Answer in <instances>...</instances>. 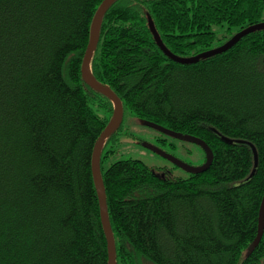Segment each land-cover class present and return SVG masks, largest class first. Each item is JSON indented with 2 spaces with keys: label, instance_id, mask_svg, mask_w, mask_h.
<instances>
[{
  "label": "trees",
  "instance_id": "trees-1",
  "mask_svg": "<svg viewBox=\"0 0 264 264\" xmlns=\"http://www.w3.org/2000/svg\"><path fill=\"white\" fill-rule=\"evenodd\" d=\"M102 1L0 0V264H109L92 161L114 104L82 76ZM263 14L264 0H115L106 10L94 76L124 115L201 137L214 152L208 169L186 177L133 157L104 168L123 123L107 137L100 164L116 264H264V231L253 246L264 196V29L180 63L149 26L151 16L164 43L191 56Z\"/></svg>",
  "mask_w": 264,
  "mask_h": 264
},
{
  "label": "water",
  "instance_id": "water-1",
  "mask_svg": "<svg viewBox=\"0 0 264 264\" xmlns=\"http://www.w3.org/2000/svg\"><path fill=\"white\" fill-rule=\"evenodd\" d=\"M115 0H103L100 4L99 8L97 9L93 21H92V28H91V35L90 40L87 45L84 59L82 63V76L83 79L87 84L92 86L93 88L105 93L107 96L110 97L114 104V110L112 117L102 133L100 134L99 138L96 141L94 152H93V161H92V168H93V176L94 180L97 186L100 206H101V217L102 222L104 225V229L107 236L108 241V251H109V264H116L117 259V248H116V241L115 236L113 232V228L111 225L109 212H108V204H107V195H106V189L104 184V179L101 171V164H100V156L101 151L104 146V143L107 139V137L113 133L114 131L118 130L119 127L122 125L124 120V106L121 98L112 90V88L103 82H101L99 79H97L91 70V60L94 53V50L97 47L99 38H100V31H101V25L103 16L108 9V7L114 2ZM149 26L151 29V32L155 38V41L160 46V48L164 51V53L169 56L171 59L180 62V63H194L198 62L202 58H207L210 56H213L215 54L224 52L231 48L233 45H235L243 36L247 35L248 33L262 30L264 29V20L254 23L252 25H249L240 31L236 32L231 38H229L225 43L201 51L195 55L191 56H182L175 52H173L163 41L159 31L156 28L155 22L151 16H149ZM144 123L148 126H151L161 132H163L166 135L177 137V138H187L192 141L197 142L200 144L206 151V159L205 161L200 165H192L190 163H187L186 161L182 160L175 154L166 151L164 148L156 145V144H149V146L158 154L162 155L166 159H168L171 163L174 165L183 168L184 170L188 171L189 173H199L202 171H205L208 169L213 161L214 158V152L212 148L209 146V144L205 141V139L191 135V134H182L181 132L175 131L173 129L167 128L163 125H160L156 122L145 120ZM222 138L226 141L232 142L233 140L239 141V139H232L225 135L222 136ZM244 141V140H243ZM253 148L254 156H255V165L258 164V152L255 147V145L249 141H247ZM264 231V196L260 207V214H259V228L258 233L255 238L253 246L257 245L259 241L261 240V237L263 235Z\"/></svg>",
  "mask_w": 264,
  "mask_h": 264
},
{
  "label": "rangeland",
  "instance_id": "rangeland-1",
  "mask_svg": "<svg viewBox=\"0 0 264 264\" xmlns=\"http://www.w3.org/2000/svg\"><path fill=\"white\" fill-rule=\"evenodd\" d=\"M215 29L218 36L224 34L222 27L216 26ZM124 117L122 130L120 129V132L116 134V139L111 140L109 143L108 148H113L114 151L104 159V168L115 160L133 157L141 159L151 166L167 165L173 174L177 176H188V171L174 165L168 159L156 153L149 146L151 143L164 148L192 165H200L205 161L206 151L197 142L187 138L160 136L159 130L146 125L142 119L131 115L129 112H126ZM158 137L167 139V145L159 142L156 139ZM173 142L177 146L176 148L172 147L171 143Z\"/></svg>",
  "mask_w": 264,
  "mask_h": 264
},
{
  "label": "flooded vegetation",
  "instance_id": "flooded-vegetation-1",
  "mask_svg": "<svg viewBox=\"0 0 264 264\" xmlns=\"http://www.w3.org/2000/svg\"><path fill=\"white\" fill-rule=\"evenodd\" d=\"M157 140H158V138H156ZM156 143V142H155ZM165 145H167L166 143H165Z\"/></svg>",
  "mask_w": 264,
  "mask_h": 264
}]
</instances>
